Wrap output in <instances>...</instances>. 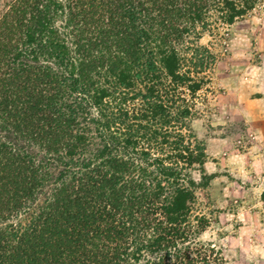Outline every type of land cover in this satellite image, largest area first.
<instances>
[{
  "label": "trees",
  "instance_id": "trees-1",
  "mask_svg": "<svg viewBox=\"0 0 264 264\" xmlns=\"http://www.w3.org/2000/svg\"><path fill=\"white\" fill-rule=\"evenodd\" d=\"M257 1L7 7L0 264H225L199 240L209 220L196 190L210 180L190 123L215 56L198 42Z\"/></svg>",
  "mask_w": 264,
  "mask_h": 264
},
{
  "label": "rangeland",
  "instance_id": "rangeland-1",
  "mask_svg": "<svg viewBox=\"0 0 264 264\" xmlns=\"http://www.w3.org/2000/svg\"><path fill=\"white\" fill-rule=\"evenodd\" d=\"M13 1L0 0V17ZM198 44L215 56L190 123L210 180L196 190V211L209 220L199 240L225 264H264V0L233 25L203 33Z\"/></svg>",
  "mask_w": 264,
  "mask_h": 264
}]
</instances>
